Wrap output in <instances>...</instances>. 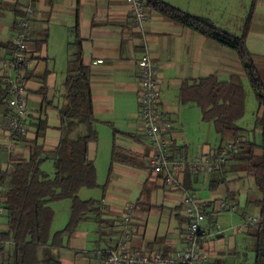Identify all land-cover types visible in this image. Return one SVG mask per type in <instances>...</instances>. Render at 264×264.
Here are the masks:
<instances>
[{"label": "crops", "instance_id": "1", "mask_svg": "<svg viewBox=\"0 0 264 264\" xmlns=\"http://www.w3.org/2000/svg\"><path fill=\"white\" fill-rule=\"evenodd\" d=\"M164 1L208 18L235 35L243 33L253 9L246 42L264 75V0ZM27 4L35 10L28 43L32 59L26 82L28 132L22 138L11 135L8 131L11 108L7 103L0 105V168L5 170L15 160L29 158L33 141L43 146L45 154L58 145L62 137L60 111L65 101V79L75 50L73 43L79 38L83 62L91 70L94 128L98 132L97 140L89 143V157L97 168L96 188L102 189L101 197L88 198L100 201L99 217L82 221L74 234L63 239L62 245L43 246L40 256L54 258L61 264H98L96 251L119 243L124 232L121 222L127 213L132 216L133 250L167 254L182 249L187 225L184 194L156 176L148 164L150 146L141 131L138 102L140 59L148 51L159 70L161 107L173 122L174 154L191 158L218 149L221 138L214 148L202 145L194 151L186 129L194 123L197 129L202 122H213L203 119L197 104L183 101V87L188 81L210 75L223 81L238 75L244 86L247 76L236 51L156 10H147L144 25L137 27L127 0H0V60L12 56L20 15ZM5 73L0 74L3 80ZM39 121L46 123L42 131L37 129ZM87 132L86 126L80 135ZM246 134L243 141L257 144L255 135L248 140ZM114 144L123 158L112 163ZM234 153L218 171L185 172L180 176L194 198L203 202L206 234L201 248L208 255L207 264H252L255 258L253 227L246 224L238 234L230 233L233 222L242 224L250 217L260 216L257 201L262 198L255 178L247 174L245 162ZM98 159L102 163L100 170ZM101 171L105 172L102 182ZM223 201H236L238 208L223 207ZM51 206L52 227L58 215L66 226L71 216V200L53 202ZM221 220L224 222L220 223ZM6 222L5 214L1 220L2 233L7 230ZM13 250L14 245L7 253Z\"/></svg>", "mask_w": 264, "mask_h": 264}, {"label": "trees", "instance_id": "2", "mask_svg": "<svg viewBox=\"0 0 264 264\" xmlns=\"http://www.w3.org/2000/svg\"><path fill=\"white\" fill-rule=\"evenodd\" d=\"M143 1L147 10H156L168 19L233 49L242 62L258 100L256 125L262 133L260 145L242 140L247 130L240 127L237 120L245 112V90L238 75L224 81L216 75L188 81L183 87L182 97L184 102H193L201 108L205 121L213 122L221 138L219 148L229 141L236 143L235 157L245 162L247 174L256 180L262 198L257 201L259 221L250 225L255 236V258L252 264H264V78L246 42L253 9L245 22L243 33L235 35L208 18L190 14L164 0ZM23 14L24 11L20 16ZM73 46L75 50L70 56V67L65 79V101L60 111L62 137L58 145L45 154L43 146L33 141L29 158L15 160L5 170L0 168V183L6 185L3 197L7 217V230L1 235L14 242V250L11 253L9 251L4 264H61L54 258L41 257L40 249L45 245H62L63 239L74 234L82 221L100 215L99 200H83L79 196L81 189L99 185L95 162L89 157V143L97 140L98 132L94 128L91 70L83 62L81 40L77 38ZM25 78L27 81V73ZM9 98V85L0 78V105H9ZM80 125L87 126L88 132L71 138ZM45 128L44 121L37 123L38 131ZM49 154H52L54 161L53 176L42 169ZM121 158L123 154L114 144L112 163ZM67 199L71 200L70 219L63 229L52 233L54 210L51 203Z\"/></svg>", "mask_w": 264, "mask_h": 264}, {"label": "built area", "instance_id": "3", "mask_svg": "<svg viewBox=\"0 0 264 264\" xmlns=\"http://www.w3.org/2000/svg\"><path fill=\"white\" fill-rule=\"evenodd\" d=\"M131 6V15L137 27L142 28L148 12L143 0H127ZM24 14L20 17L18 29L14 38L12 56L0 60V74L5 71L4 82L8 83L11 112L8 119V131L14 136H23L27 133V86L26 73L32 65L28 43L33 31L34 7L27 4ZM11 72L14 74L11 75ZM139 114L141 117V131L150 146L148 164L156 176L174 189L183 192L184 212L187 217L185 244L182 249L173 253H162L150 250H133L131 241V214L127 213L122 219L124 232L119 243L112 248H101L96 251L98 264H207L208 255L201 248V241L206 231L203 223L206 214L203 202L194 198L192 192L181 182L180 176L185 172L192 174H209L221 169L228 161L229 156L237 151L234 141H229L222 148L208 153H200L194 157L175 155L171 135L173 122L166 116L161 107V78L156 62L146 51L140 59L139 76ZM15 142L17 140H14ZM11 145H15L11 142ZM6 185L0 183V264H4L8 256V248L14 245L1 235V220L6 213L3 192ZM223 207L232 210L238 208L236 201H223ZM257 217H250L245 223L237 226L243 231L246 224L258 222Z\"/></svg>", "mask_w": 264, "mask_h": 264}, {"label": "rangeland", "instance_id": "4", "mask_svg": "<svg viewBox=\"0 0 264 264\" xmlns=\"http://www.w3.org/2000/svg\"><path fill=\"white\" fill-rule=\"evenodd\" d=\"M244 88H245V94H246L245 95V98H246L245 99L246 100L245 112H244L243 117L240 118L237 122H238V125L244 127L248 131L246 134V138L248 140H252V137H254L255 135L256 142L258 145H260L262 142V134L260 132L261 131L260 127L256 125V112L258 108V100L255 94V91L252 87V84L250 83L248 78L244 82ZM209 125H210V129H209ZM83 129H86L85 125H81L80 128H78L75 132H73V134L71 135V138L78 137L80 134H82L81 131H83ZM186 131L190 136V140L192 141L193 148H195L194 151H197L202 145H208L210 146V148H214L220 142V136L216 132L214 124L212 123L209 124V123L202 122L201 126L198 127L197 129L194 123L188 126ZM103 151H104V145L102 144L101 145L102 155L104 154ZM97 164L99 165L98 167L100 170L102 168L101 167L102 163L100 159L97 160ZM42 169L48 175L53 176L55 169H54V161H53L52 154H49V158L42 164ZM104 178H105V172L101 171L100 182H102ZM81 191L82 192L79 194V196L83 200L96 196V195L101 197V193H102L101 188H83ZM250 196L252 197L253 194H251ZM58 214H59V211H58ZM61 214H63L62 210H61ZM222 222L224 221L221 220L220 223ZM240 224L233 222L230 227V230H231L230 233L238 234L237 226ZM64 226L65 225H63V222L62 223L60 222V216L58 215L57 221H55L53 227L51 226V231L53 232V230L56 231V229H60V228L62 229L64 228ZM217 227L219 226L216 225L215 228L218 229ZM254 243H255V240H254Z\"/></svg>", "mask_w": 264, "mask_h": 264}]
</instances>
